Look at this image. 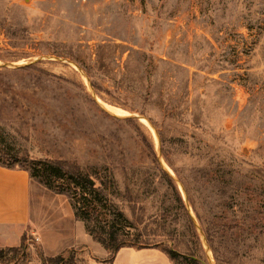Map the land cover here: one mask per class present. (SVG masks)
I'll return each mask as SVG.
<instances>
[{"label":"rangeland","instance_id":"rangeland-1","mask_svg":"<svg viewBox=\"0 0 264 264\" xmlns=\"http://www.w3.org/2000/svg\"><path fill=\"white\" fill-rule=\"evenodd\" d=\"M0 159L30 172L43 235L0 264H96L88 225L264 264V0H0Z\"/></svg>","mask_w":264,"mask_h":264},{"label":"crops","instance_id":"crops-1","mask_svg":"<svg viewBox=\"0 0 264 264\" xmlns=\"http://www.w3.org/2000/svg\"><path fill=\"white\" fill-rule=\"evenodd\" d=\"M34 192L27 169L0 164V248L20 246L23 236L29 233L41 235L43 240L40 224L32 216ZM44 251L50 255L45 248ZM99 253L102 259L95 260L96 264H176L158 247H122L111 261L107 259V249L99 246Z\"/></svg>","mask_w":264,"mask_h":264},{"label":"trees","instance_id":"trees-1","mask_svg":"<svg viewBox=\"0 0 264 264\" xmlns=\"http://www.w3.org/2000/svg\"><path fill=\"white\" fill-rule=\"evenodd\" d=\"M47 162L54 168H57L58 170H61L62 174H64L67 179L72 181L74 184H76L78 187H82L83 189L88 190H96L99 188L97 186L96 178L91 177L90 175H86L82 169L74 164L69 165L66 162L58 161V160H47ZM0 164L3 166L9 167V168H22V167H14L10 163H7L5 161H2L0 159ZM25 169V168H23ZM64 176V177H65ZM76 215L80 217L81 219L87 221L88 218L86 216H82L81 212L79 211V208L77 209ZM80 212V213H79ZM80 214V215H79ZM87 232L96 240L99 242L105 249L108 250L109 253L112 254V258L109 260L111 261L115 254L122 248L126 246H132L136 247L135 243H128L124 239L119 240L115 238L114 233L107 229V226L101 227V230H97L95 228H91L89 225L86 226ZM25 236H23L22 243L18 247H6L9 250H18L25 246ZM152 247V246H151ZM169 257L172 259L175 263L178 260L176 253L173 251H165L163 250ZM2 252V249H0V253ZM42 260L44 264H60L65 261L64 255H58L57 257H42ZM70 260V259H69ZM65 261L62 264H72L71 261Z\"/></svg>","mask_w":264,"mask_h":264},{"label":"bare ground","instance_id":"bare-ground-1","mask_svg":"<svg viewBox=\"0 0 264 264\" xmlns=\"http://www.w3.org/2000/svg\"><path fill=\"white\" fill-rule=\"evenodd\" d=\"M101 102H103V101H101ZM104 106L106 107V109H107L108 111H111V112L115 113V115L117 114L118 116H119V115H126V113H128V112H125L124 110L119 109L118 107H115V106L110 105V104H107V103H104ZM117 115H116V116H117ZM141 119H142L143 121L148 122V121L146 120V118H144V117H141ZM148 123H149V122H148ZM167 168H168V167H167ZM168 170H170V168H168Z\"/></svg>","mask_w":264,"mask_h":264},{"label":"water","instance_id":"water-1","mask_svg":"<svg viewBox=\"0 0 264 264\" xmlns=\"http://www.w3.org/2000/svg\"><path fill=\"white\" fill-rule=\"evenodd\" d=\"M139 117H141V116H139Z\"/></svg>","mask_w":264,"mask_h":264}]
</instances>
